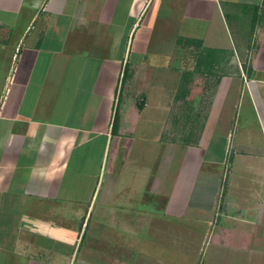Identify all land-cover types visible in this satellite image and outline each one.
Masks as SVG:
<instances>
[{
    "label": "crops",
    "instance_id": "1",
    "mask_svg": "<svg viewBox=\"0 0 264 264\" xmlns=\"http://www.w3.org/2000/svg\"><path fill=\"white\" fill-rule=\"evenodd\" d=\"M0 264H264V0H0Z\"/></svg>",
    "mask_w": 264,
    "mask_h": 264
},
{
    "label": "built area",
    "instance_id": "2",
    "mask_svg": "<svg viewBox=\"0 0 264 264\" xmlns=\"http://www.w3.org/2000/svg\"><path fill=\"white\" fill-rule=\"evenodd\" d=\"M15 59L17 58V55H15V57H14Z\"/></svg>",
    "mask_w": 264,
    "mask_h": 264
}]
</instances>
